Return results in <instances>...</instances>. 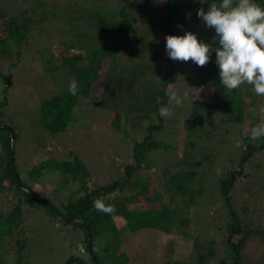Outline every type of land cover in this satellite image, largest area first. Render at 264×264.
Instances as JSON below:
<instances>
[{"label": "trees", "instance_id": "1", "mask_svg": "<svg viewBox=\"0 0 264 264\" xmlns=\"http://www.w3.org/2000/svg\"><path fill=\"white\" fill-rule=\"evenodd\" d=\"M220 2L222 0H121L120 10L107 12V16L105 12L99 11L91 17V29L94 34H100L107 43L113 44L112 38L116 37L118 43L127 46V39L131 38L134 45L141 42L142 46L143 40H147L145 36L148 35L143 32L145 27L152 29L155 37L159 35L156 39L158 43L152 44L146 51L142 50V47L138 50L147 57L142 56L141 60L140 55L138 58L129 55L132 57L128 59L132 68H121L120 72V84L129 87H136L138 81L141 83L145 78L146 85L143 88L150 95V100L146 101L149 102L148 106L153 114L144 112L146 103L142 101L139 93H131L127 104L117 103L119 110L122 106L125 107L129 117L143 119L145 122L155 120V123L146 124V135L141 142L135 140L132 164L125 166L124 176L100 186H88L85 166L79 161L80 157L73 153L68 160L48 158L51 159L49 163H41L29 170L28 176L32 182L23 180V172L17 164L15 146L19 133L14 126L7 125L3 113L4 107L8 105L6 94L16 82L4 70L0 72V83L4 84L0 91V264H24L23 254L29 247V241L23 227V210L39 206H44L57 223L68 228V232L82 230V248L84 253L90 254V264H110L109 260L120 264L123 258L127 264L126 257L129 252L124 251L120 240L126 228L132 233L149 229L166 233L167 236H175L176 232L186 238L193 237L197 257L194 259L191 255L187 258L188 252L181 251L176 253L175 261L169 264H244V251L248 243L254 242L258 232L264 237L263 230L256 232L245 225L244 215L247 212L248 216L251 208L257 207L261 213L258 215L263 216L264 206L249 203L248 207H243L237 200L244 186L242 182L246 179L247 184L251 182V167H255L252 159L264 153V138L253 141L250 132L236 133L235 127L232 129L233 125L242 126L246 122V116L254 117L251 109L257 106L255 101L258 97L249 85L247 88L241 86L238 90L225 92L220 84L219 69L215 64L214 50L218 46V41H215V29L205 27L197 15L199 9L207 11L211 3ZM254 2L264 7V0ZM42 10L43 4L32 9L28 3L15 4L13 0H0L1 66L6 65L11 70L21 65L25 53H28L27 45L35 40V36H38L40 28L46 22ZM143 14L144 17L140 16ZM189 15H193V18L188 19ZM186 32L196 34L200 41L209 44L213 49L210 62L199 68V81L196 82L195 79L189 90L182 89L180 84L186 77L194 76V63L173 61L166 52V37L182 36ZM89 43L95 44L92 41ZM76 45L79 46L78 49L54 44L39 62L49 81L54 79L56 70L67 68V73L71 72L73 81L77 82L76 95L70 94L67 89L40 104L37 120L53 135L68 129L74 107L82 98L87 100L95 86L94 78L99 82L104 79L105 83H97L96 86H101L99 88L104 89V93L107 92L105 99H117L118 85L107 83L108 74L106 77L104 74L100 75L101 68L104 69L107 60L111 59L109 54L102 52V58L98 51L84 48L79 40L73 43V46ZM97 62L101 68L99 73L94 75ZM151 71L154 75L148 74ZM173 91L188 93L184 101L187 102V108L169 105L166 93ZM106 103L100 100L102 106ZM161 106L171 110L178 109L179 116L161 117ZM180 114L185 115L181 118ZM259 122L260 118L257 117L255 124ZM175 124L181 133L177 137L173 136L175 130L171 129ZM168 137L173 138L175 143L166 144ZM230 143L241 147L227 148ZM227 151L234 156L232 166L224 162L215 166L218 158L222 155L228 156ZM161 154L169 155L170 162L160 174V166L156 168L150 160H156ZM48 169L59 171L69 181H78V177L84 175L72 202L68 203L57 196L58 203L52 204L32 186L39 185L38 181L33 179L48 173ZM156 176L160 182L159 188L153 185ZM140 177H145L147 182L145 197L134 203L137 200L138 187H141V184L144 186ZM50 187H53V191H58V187L49 184L48 188ZM211 189L216 195V207L211 200ZM115 194L114 199L112 195ZM202 198H205V201L202 202ZM97 199L112 206L114 211L105 214L93 210V202ZM121 202L126 203L123 205ZM211 209L213 215L210 213ZM185 212L187 214L183 215ZM117 219H124L125 223L118 224ZM192 225L194 231L191 234L189 228ZM203 239L209 240L205 253H202L203 244L200 245L199 242ZM94 240L97 245H101L103 240H109L107 242L110 247L104 246L101 251L94 252ZM218 241L227 252L222 258H219L216 248ZM14 242L15 251L12 247ZM108 256L113 258L108 259ZM65 264L87 263L80 257L72 256ZM253 264H264V261Z\"/></svg>", "mask_w": 264, "mask_h": 264}, {"label": "rangeland", "instance_id": "2", "mask_svg": "<svg viewBox=\"0 0 264 264\" xmlns=\"http://www.w3.org/2000/svg\"><path fill=\"white\" fill-rule=\"evenodd\" d=\"M22 2L30 4L32 9L39 6V4H43L42 13L46 16V22L40 28L38 36H35V40L30 41L27 45L26 49H28V53H25L21 65L10 70L8 66L4 65V67L0 64V72L4 70L16 82L6 94L8 105L4 107L3 113L7 125L14 126L19 133V139L16 140L15 146L17 164L23 172V180L28 183L32 182L28 176L29 170L41 163H49L51 159L48 158L68 160L72 157V153L75 156H79V161L85 166L89 187L100 186L112 180L120 179L124 176L125 166L132 164L135 140L141 142L146 135V124L155 121L147 120L145 122L143 119L129 117L124 106L119 110L117 103L124 102L127 104L131 93L133 95L139 93L142 101L146 103L145 107H143L144 112L153 114L148 106L149 102L146 101L150 100V95L143 88L146 85L144 83L146 82L145 78L141 83L138 81L136 87L120 84L121 68L124 70L132 68L128 61L132 57L129 55L137 58L140 55L139 59L141 60L142 56L147 57L144 53L140 54L138 50L142 47V50L146 51L152 44L158 43L156 39H158L159 35L155 37L153 30L144 26L143 32L148 33V35L145 36L147 40L142 39V46L141 42L134 45L131 38L127 39L130 46H125L122 43H118L116 37L112 38V44L102 39L100 34H94V31L91 29L93 25L91 17L97 15L99 11L105 12L107 16V12L120 10L122 6L121 0H13L15 4H21ZM130 11L133 12V10ZM140 16L144 17V14ZM190 17L191 15L188 16V19ZM191 18H193V15ZM76 40H79V43L84 48L98 51L99 56L102 58V52L109 54L108 56L111 59L107 60L105 68L102 69L97 62L95 63L94 67L96 69L93 73L96 75L101 68L100 75L104 74L105 77L107 74L109 75L107 83L114 84V86L118 85L116 96L119 101L117 99H105L107 92L104 93V89L99 88L101 86H96L97 83L99 85L105 83L104 79L99 82V80L96 81L97 78H94L95 86L93 85L94 88L91 89L87 100L82 98L81 102L74 107L71 115L72 120L68 129L62 133L53 135L44 129L40 125L39 120H37L40 104L51 96L66 91L73 81V77L70 75L71 72L67 73V68H61L54 72V79L49 81L39 66V62L54 44H64L78 49V45L73 46ZM82 40L83 43H81ZM89 40L95 44L90 45ZM193 66L194 76L190 75V77H186L181 81L180 85L182 89H191L194 80L196 79V82H198L200 79V67L195 64ZM66 73L67 75L61 76ZM148 74L154 75L152 71ZM3 86L4 84L0 83V91ZM242 86L247 88V84ZM1 97L2 95H0ZM146 97L147 99H145ZM246 99L247 101L249 100V98ZM100 100H104L107 103L102 106ZM255 103H257V106L251 109L254 117L246 116V122L242 126H232V129L235 127L237 130L235 131L236 133L240 131H243L244 134L249 133L251 132V128L256 125L257 117L260 120L264 119V116L260 113V108L264 107V97H258ZM187 106V102H184L182 105L184 108H187ZM170 111L172 112V117L179 116L178 109L175 110L173 108ZM184 115L180 114V117L182 118ZM171 129L175 130L173 136L177 137L181 134L177 124ZM167 139L166 144L175 143L173 138L168 137ZM240 147L241 145L233 146L232 143L227 144V148L230 149ZM227 152L228 156L224 154L225 156L222 155L218 158L215 166L223 162L232 166L234 156L229 154L231 153L230 151ZM150 161L153 162L156 168L160 166V174L170 162L169 155L166 156L164 154L159 155L156 160ZM211 161H214V157L211 158ZM252 164L255 167H251V182L247 184V179L242 182L244 186L241 188L242 193L239 194L240 200L238 199L237 202L243 204V207L246 205L248 207L249 203L258 204L262 207L264 206V153L255 156L252 159ZM83 176L81 174L78 177V181L73 179L69 181L59 171H50L48 169V173H44L42 176L33 179L38 181L39 187L35 184H32V186L41 195L46 196L52 204L58 203L57 196L62 197L69 203L77 195V191L80 188L79 183ZM140 178L144 186L141 184V187H138L136 193L137 200L134 203H138V200L140 201L142 197H145L144 192L147 182L145 181V177ZM49 184L58 187V191H53V187L48 188ZM153 185L159 188L160 182L157 176L153 180ZM211 191L212 189L210 193H212ZM112 197L115 199L116 194L112 195ZM201 200L203 202L205 198ZM211 200L215 203V207L218 206L215 194H213ZM125 203L121 202L123 205ZM210 213L213 215L212 209ZM258 213V208L255 207V209L251 208L248 216L247 212L244 215L245 225L250 226L256 232L260 230L264 231V215L259 216ZM185 214L187 213H183V215ZM117 222L118 224L125 223L124 219H117ZM23 227L25 236L29 241V247H27L23 254L25 257L24 264H65L72 256L74 258L80 257L87 264H90V254L84 253V249L82 248V242H84L82 230L78 229V231L68 232V228L63 224L57 223L44 206H39L35 209L25 208L23 210ZM195 227L197 228V226ZM193 231L194 226L192 225L189 228V232L192 234ZM174 235L167 236L166 233L149 229L132 233L127 228L124 229L120 240L121 245L125 248L124 251L129 252L126 257L127 264H169L175 261L177 257L176 253H180L181 251L188 252L187 258L192 255L195 259L197 255L193 247V237L186 238L177 235L176 232ZM214 236L216 235H212V237ZM107 241L109 240H103L100 242L101 245H97L98 243L94 240L96 243L94 245V252L101 251V247L104 248V246L110 247V243ZM208 241L206 239L199 241L200 245L203 244L202 253L206 252ZM15 246L16 243L14 242L12 244L13 251L16 250ZM216 248L219 258H222L223 254L227 255L224 246L219 241ZM111 258L113 257L108 256V259ZM243 261L244 264L264 261V237L260 236V232L257 233L254 242L248 243L244 251ZM109 263L117 264V261L112 262L109 260ZM120 264H125V258L120 261Z\"/></svg>", "mask_w": 264, "mask_h": 264}, {"label": "clouds", "instance_id": "3", "mask_svg": "<svg viewBox=\"0 0 264 264\" xmlns=\"http://www.w3.org/2000/svg\"><path fill=\"white\" fill-rule=\"evenodd\" d=\"M203 25L215 29V64L219 69L220 84L225 92L238 90L242 85L252 87L254 94L264 97V7L254 0H222L211 3L208 10H198ZM179 27V26H178ZM166 52L170 59L178 62L191 61L199 67L206 66L211 59L212 47L198 39L196 34L186 32L182 36L166 37ZM68 91L77 94V82L72 81ZM168 96L169 105L182 106L188 93L176 91ZM264 116V107L260 108ZM159 115L168 118L172 115L169 107L161 106ZM253 141L264 138V119L251 128ZM93 210L111 214L114 209L102 200L93 202Z\"/></svg>", "mask_w": 264, "mask_h": 264}, {"label": "water", "instance_id": "4", "mask_svg": "<svg viewBox=\"0 0 264 264\" xmlns=\"http://www.w3.org/2000/svg\"><path fill=\"white\" fill-rule=\"evenodd\" d=\"M12 163L14 164V158H12Z\"/></svg>", "mask_w": 264, "mask_h": 264}]
</instances>
